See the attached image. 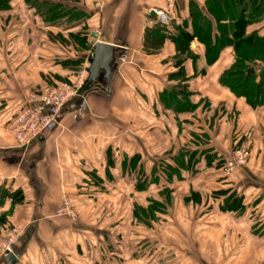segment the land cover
<instances>
[{"label": "crops", "instance_id": "1", "mask_svg": "<svg viewBox=\"0 0 264 264\" xmlns=\"http://www.w3.org/2000/svg\"><path fill=\"white\" fill-rule=\"evenodd\" d=\"M39 1L40 12L34 0H11L10 8L0 11V228L25 227L15 247L17 264H254L264 259V105L251 108L221 85L234 51H224L210 66L198 41L191 43L199 58L185 62L189 104L178 112L161 101L174 84V43L166 41L152 54L144 47V34L158 19L153 12L166 11L173 26L186 21L190 30V4L204 8L208 0ZM52 5L83 13L86 33L80 34L79 26L66 30L62 22L49 26L43 18ZM257 29L264 36V26ZM92 34L118 48L111 81L102 78V88L84 91L39 139L19 148L8 126L28 93L48 82L75 81L78 71L64 66L88 72L97 43ZM263 67L252 68L257 75ZM238 144L250 148L251 163L225 179L221 162ZM182 152L186 166L180 168V181L170 185L171 196L181 202L163 205L162 226L143 230L145 238L129 236L134 226L124 213L130 204L140 205V191L132 186L138 172L129 170L126 159L155 162L168 156L172 161ZM65 198L80 220L55 216ZM192 199L204 205H193ZM113 205H118L115 219ZM145 242L154 245L151 253Z\"/></svg>", "mask_w": 264, "mask_h": 264}, {"label": "trees", "instance_id": "2", "mask_svg": "<svg viewBox=\"0 0 264 264\" xmlns=\"http://www.w3.org/2000/svg\"><path fill=\"white\" fill-rule=\"evenodd\" d=\"M32 1L28 0V2ZM10 2L11 0H0V11L8 10ZM52 6L47 11L48 17L44 15L43 19L63 18L64 8L57 5ZM190 9V30L188 22L185 21L181 26L174 25L175 34L169 33L163 25L149 28L144 34V47L150 54L158 53L166 41H172L176 47L177 55L174 63L176 71L170 75V80L174 84L161 95L164 106L181 112L189 104L186 98L190 96V92L184 85L187 81L184 65L189 59L195 64L199 58L190 49L194 40L198 41L210 66L220 60L224 51L232 49L235 54L234 61L222 73L221 85L234 97L244 99L251 108L264 105V67L257 75H248L250 68L264 64V36L260 35L258 29L251 30L250 28H261L264 25V0H208L204 8L191 3ZM57 11H59V15ZM82 14L75 13V16L77 15L81 20ZM82 23L83 21H80V24ZM85 28L87 29L86 25H84ZM48 83L52 84L53 82ZM103 83L96 87L102 88ZM90 88L91 86L86 81L83 92ZM177 96H181V98ZM189 109L191 110L190 107ZM185 156L186 154L182 152L178 154V157L170 160L172 162V172L170 173L173 174V178L171 180L167 177L169 189L173 182L180 181V168L186 166ZM127 160L129 170L138 172L134 181L137 180L135 189L140 191V157L135 156ZM137 166H139V170ZM223 166L224 161L221 162V169ZM163 175L167 174L163 173Z\"/></svg>", "mask_w": 264, "mask_h": 264}, {"label": "rangeland", "instance_id": "3", "mask_svg": "<svg viewBox=\"0 0 264 264\" xmlns=\"http://www.w3.org/2000/svg\"><path fill=\"white\" fill-rule=\"evenodd\" d=\"M41 3L42 2H40L39 0H34V2L31 3V4L35 5L34 7L36 8V10L38 12H40V10H43V8L41 6ZM67 4H69V3H67ZM42 5H44V4L42 3ZM70 8H71V6H69V5L67 7H65L64 14H63L64 16H63L62 19H58L56 17L54 19L47 18V19H44V20H46L49 23V26L57 25V24H60V22H62L63 26L65 27L64 29H66V30L67 29H71L73 27L79 26V29H80L79 31H81L80 34L81 33L83 34V32L86 33V30H88V29H86V28L84 29L83 23L82 24L79 23V21H81V22L82 21L83 22L86 21V18L84 17L85 15L82 14L80 16L81 17V20H80L78 16L74 17L76 12L73 9H70ZM173 23L174 22H172L170 16H169V22L167 24H163L161 22V19L158 18L153 27H155L157 25H163L167 29V31H168V29L170 31H175ZM250 28H251V30L257 29V27H250ZM53 36L55 37L54 38L55 40L58 37V35H53ZM64 68L68 69V70L75 71V72L78 71L76 74L81 73V71H79L76 68L72 69L71 65L70 66L69 65L68 66H64ZM62 82L70 83V81L63 80V79L62 80L60 79L59 81L58 80L57 81H53V83L50 82L52 84L45 83V85L42 88H37V89L32 90L31 92H29L28 95H27V98L30 95H37V96L41 95L44 92V88H46V87H49V88L50 87H55L57 84L62 83ZM45 131L46 130H44L42 132V134ZM242 146H244V144H238L235 147H233L230 150L229 155H230V153L233 150H235L236 148L242 147ZM247 148L250 151V148L249 147H247ZM250 153H251V158H252V152L250 151ZM225 161H224V164H225ZM250 163H251V159H249L248 163L244 167L249 166ZM240 169H238L237 171H239ZM221 171H222V169H221ZM170 172H172V162L170 161V158L168 156H164L162 158L160 157L155 162H142L141 159H140V179H139V184H140L141 188H140V192H139L140 194L138 196V201L140 202V205H131L130 204L129 208L127 209L128 210L127 213L126 214L124 213V217H127V220L129 222V224L132 221V223H133L132 225L134 226V228H132L131 234L129 233V236L136 237V235L138 234L141 239L145 238L146 236L142 235L143 230H147L148 232H151L153 230L158 229L160 226H162L161 221H163V219L166 217V213L164 212V210L166 208L163 205H176L175 202L176 203H180L181 202L180 201L181 198H179L177 196H175V197L171 196L173 194V192L172 191L169 192L170 189H169V185H168V183H169L168 180L169 179L172 180V178H173V176H172L173 174L170 173ZM163 173L167 174V175H163ZM234 174L235 173H233L232 176H234ZM232 176L226 177L223 174V177H225V179H229ZM136 181L133 180V183H132L133 187L135 186ZM177 183H179V182H177ZM211 197L213 199V195ZM67 199L69 201V205H71V208H72L71 210L76 214V216H75V219H72V218L70 219L67 216L66 217L69 218L68 221L76 222V221L80 220L81 216L78 213V211L75 209V207L72 205L71 199H69V198H67ZM192 202H193V205H204L200 200L198 201V200L192 199ZM63 203H64V201H63ZM160 203H162V204H160ZM113 206H115V205H113ZM117 207H118V205L113 207L114 208L113 209V211H114L113 219H115V217H117V214L115 212V209H117ZM62 208H63V205L56 211V213H55L56 217H60V218L61 217H65V216L59 214V211ZM107 208L109 209L108 205H107ZM0 229L2 231V234H1L2 236L0 238V243L2 241H9V240H12V239L16 238L15 234H13L9 230L8 227H5V225L3 227H1ZM14 229L16 230V234H18L17 241H16V243L14 245V249H15V247L18 244L20 238L23 236V233L25 231V227L21 226V225H17V226L14 227ZM97 230H99V229H97ZM145 241H149V240H145ZM139 244L141 246L142 243H139ZM145 244H146V246H145L144 250L147 251V253H151L152 252L151 249H153L154 245H151V244H149L147 242H145ZM3 246L6 247L5 245H3ZM258 256H260V255H258ZM0 260H2V259H0ZM252 262H254V264H264V259L256 258ZM251 264H253V263H251Z\"/></svg>", "mask_w": 264, "mask_h": 264}, {"label": "built area", "instance_id": "4", "mask_svg": "<svg viewBox=\"0 0 264 264\" xmlns=\"http://www.w3.org/2000/svg\"><path fill=\"white\" fill-rule=\"evenodd\" d=\"M172 7V4L168 5V9ZM157 16L163 24L169 22L168 12L157 11ZM87 77L88 72L83 70L77 75L73 83L62 82L55 87L44 88V92L41 95L28 96L26 103L8 126V130L16 139L19 148L26 149L32 145L39 139L44 130L56 122L58 115L66 105L75 98H83V89ZM244 146L236 148L230 153L222 168L224 176H232L238 169L246 166L249 159H251L250 151ZM71 209L68 199L65 198L63 208L59 211V214L75 219L76 214ZM9 230L15 234L16 238L0 243V259H5L10 254H15L14 245L18 234H16L14 228Z\"/></svg>", "mask_w": 264, "mask_h": 264}, {"label": "water", "instance_id": "5", "mask_svg": "<svg viewBox=\"0 0 264 264\" xmlns=\"http://www.w3.org/2000/svg\"><path fill=\"white\" fill-rule=\"evenodd\" d=\"M153 16H157L156 12L152 13ZM94 39L97 40V43L93 48V58L91 59V66L88 69V79L87 83L89 86L93 87L99 85L104 78L108 83L111 81L114 74L113 64L115 62V52L118 50L117 47L98 41V35H91ZM248 75H255L254 68L248 70ZM5 261L8 264H17L18 258L16 254H10L6 257Z\"/></svg>", "mask_w": 264, "mask_h": 264}]
</instances>
